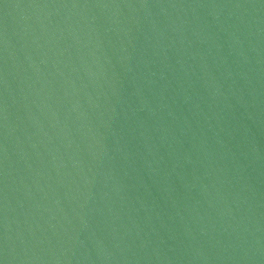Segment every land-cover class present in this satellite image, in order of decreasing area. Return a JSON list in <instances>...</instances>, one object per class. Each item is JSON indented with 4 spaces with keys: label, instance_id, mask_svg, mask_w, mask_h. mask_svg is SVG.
<instances>
[{
    "label": "water",
    "instance_id": "obj_1",
    "mask_svg": "<svg viewBox=\"0 0 264 264\" xmlns=\"http://www.w3.org/2000/svg\"><path fill=\"white\" fill-rule=\"evenodd\" d=\"M0 264H264V0H0Z\"/></svg>",
    "mask_w": 264,
    "mask_h": 264
}]
</instances>
